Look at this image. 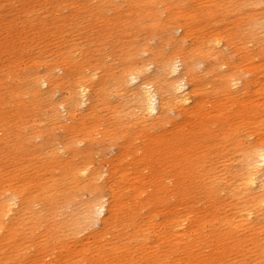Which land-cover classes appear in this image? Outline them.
<instances>
[{
	"label": "rangeland",
	"instance_id": "1",
	"mask_svg": "<svg viewBox=\"0 0 264 264\" xmlns=\"http://www.w3.org/2000/svg\"><path fill=\"white\" fill-rule=\"evenodd\" d=\"M169 1L178 2L180 10L191 5L196 15L192 35H181L178 24L182 20L178 13L170 15L160 10L157 20L168 25L164 34L167 38L161 37L159 31L145 27L148 21L143 14L135 20L133 15H128L124 10L130 4L124 0H23L21 8L18 3L0 7V36L5 37L4 45L13 44L10 50H0V197L23 203L26 208L24 211H19L17 206L13 208L11 214L18 217V222L10 227L7 217L0 219V259L4 264H95L98 252H101L102 264H119L123 258L127 264H198L196 259L203 260L204 264H264V257L256 260L252 255L249 229L240 231L239 238L244 241L236 249L238 240L228 235L220 236L215 244L209 222L195 224L201 216L209 219L212 215L205 210L207 199L198 181L190 175L186 184L181 185L176 178L175 149L186 147V142H177L180 136L174 129L184 120L183 115L172 112L171 121L161 125L153 123L154 126L143 123V127L141 123H134V118L115 119V113L127 115L125 112L133 108L128 101L131 87L122 86L121 82L124 51L136 50V57L144 60L149 51L162 49L170 53V40L180 36H184V47L202 46V54L195 55L193 61H201L197 72H202L203 78L210 81L213 72L206 73L207 67H216L220 62H238L239 54L226 44L229 38L243 35L242 46L249 56L239 63V72H242L239 83L245 88L237 92L240 100L236 101L249 97L248 107L264 105V49L260 50L264 42L258 47L256 40L244 38L246 35L239 31L242 26L239 14L253 9L249 0L243 2L242 10L241 2L236 0L234 3H230L232 0ZM3 4L4 0H0V6ZM116 6L121 9L120 13L115 11ZM207 7L215 9L210 21L206 16ZM233 30L237 31L233 33ZM217 41L221 46H213ZM209 42L215 48L207 45ZM218 47L224 51V57L216 56ZM86 76L92 77L87 81L90 86L94 83L87 96L100 87V93L113 105H107L103 99L95 103L93 100L89 110L88 103L73 104L72 110L66 113L59 103L73 99L76 103L75 93ZM39 77L49 78L51 84L36 88L33 80ZM100 78H104L102 86L96 85ZM218 102L225 105L226 115L214 117ZM204 106L210 117L209 133L198 138L208 158L221 126L235 121L231 115L237 106L210 88ZM261 114L255 117L264 126V111ZM195 119L189 117L179 129L187 133ZM238 132L239 148L224 143L226 155L212 162L215 175L226 181L224 189L231 188L227 183L232 182L229 172L237 169L238 149L245 144L264 143V127L246 124ZM160 142H168L165 151L158 145ZM79 167L84 173L78 176L77 183L72 181L71 174ZM89 173L97 175L99 198L111 200L110 216L104 214L110 223L103 225L94 221L91 226L89 222L91 227L79 225L72 234L71 215L93 198V191L84 183ZM232 199L220 192L209 202L215 203L225 219L230 212H223L225 208L221 209V205ZM190 209L193 216L189 229L181 238H174L167 228L168 219L174 213L184 215ZM153 213L157 216L152 219L149 215ZM260 219L264 224V215ZM151 225L162 232L157 234L151 230L149 247L143 248V228ZM7 227L12 236L10 241L5 238ZM194 229L198 230L191 235L187 233ZM94 231L100 234L91 235ZM261 237L264 241V232ZM124 245L128 246V253L123 252ZM42 246L47 247L44 253H40ZM173 248L177 250L172 251ZM248 248L252 249L250 254L246 253Z\"/></svg>",
	"mask_w": 264,
	"mask_h": 264
},
{
	"label": "bare ground",
	"instance_id": "2",
	"mask_svg": "<svg viewBox=\"0 0 264 264\" xmlns=\"http://www.w3.org/2000/svg\"><path fill=\"white\" fill-rule=\"evenodd\" d=\"M140 1H142L143 4H137ZM177 1L185 2L190 0ZM236 1H238V3L241 2L240 9L242 10L243 2L245 0ZM232 2L234 3V0H232L230 3ZM12 3H18V5H20V8L24 4L23 0H4V4L0 7L4 8V6L11 5ZM124 3L130 4L127 9L124 10L128 15H133L135 20L143 14V17L148 21L145 27L151 30L154 29L159 31L160 33H162L161 37H164L168 25H162L157 20V14L160 12V10H163L170 15H173V13L179 14L182 20L178 24V28L182 29L183 32V34L181 35H185V37H187L190 36L189 34H191L192 32L191 30L194 23L193 19L196 15H193V8L191 9V5L188 6L190 7L189 9H187V7L186 10H180L178 2L172 3L169 0H124ZM248 4H251L253 6V9H250V11H241V13L239 14L240 22H237L242 25L239 31L240 34L246 35L244 38L256 40V43L259 47L261 43L264 42V0H249ZM158 5L161 6L160 9ZM25 10L27 11V9ZM214 10L215 9H212L211 7H207L205 9L206 16L209 17V21L213 19V14H215ZM115 11L120 13L121 9L116 6ZM53 24L55 25L54 22ZM210 25L212 26V24ZM237 26L238 23H235V27ZM141 27H143V25H141ZM194 28L195 27H193V29ZM200 28L201 27H199V29ZM199 31H201V29ZM199 31L198 34L200 33ZM227 31L230 32L229 28L227 29ZM236 31L237 30H235L233 33H235ZM168 34L170 35V33ZM194 34L195 36H197L196 33ZM216 35L218 34L216 33ZM242 36L243 35H240L239 37H237V35L233 37L230 36L231 38L228 39L226 44L239 54L238 62L235 64L220 62L216 67H207L205 69L206 73L213 72V78L210 81H208V78L206 76L205 77L207 79L203 78L202 72H197L201 61H193V58L196 57L195 55L199 56L202 54V46L200 45L198 47V45L196 44V48L191 46L184 47L182 45L184 36H180L175 40H170V53H166L162 49L149 51L147 58H145L144 60L136 57L138 53L136 50L131 51L126 49L124 51L125 60H123L125 67L122 71L121 82L122 86L127 84L131 87L128 101L132 103L133 108L125 112V114L127 113V115H119V113H115V119L121 121L122 119L134 118V123H141L143 127V123L148 125L150 122L152 126H154L153 123L161 125L164 122L171 121L170 115L172 112L177 115H183L184 120L179 122L174 129L176 130V134L180 136L177 137V142L181 143L183 140L186 142V147H179L175 149L176 152L173 161L176 166V178L181 185L186 184V181H188L190 175L198 181L203 193L205 194V198L207 199V202L205 203V210L212 215L209 219L201 216L200 219L198 218L194 221L195 224L197 225L198 223L203 224L205 222H209L210 227L213 228L211 237L212 240L215 241V244L220 241V236L228 235L231 236L232 239L238 240L235 244L236 249H238L241 245L240 241H244V239L239 238V236L242 234L240 231L249 229L251 234L250 239L252 240L250 243L253 244L252 255L255 256L256 260H258L259 258L264 257V241H262L261 237L262 233L264 232V224L260 219V216L264 215V209L262 207V205H264V143L259 146L245 144L241 147V149H238L240 150V156L237 158V169L229 172V175L232 178V182L227 183V187H231L229 189H224L223 184L226 183V181H222L219 176L215 175L214 166L212 163L217 157H224L226 155L227 151H225V148L223 146L224 143L227 142L233 146L236 145L239 148V146L241 145V139L239 137L238 128L241 129L246 124H252L254 127L259 129H262L264 127L262 121L259 118L255 117V115H262L261 112L264 111V105H252L248 107L250 99L249 97L242 101H236L240 100L239 98H237V92L245 88L243 84L239 83L241 77L240 75L242 73L239 72V70L241 69L240 65L244 57L249 56L247 52L248 50L245 51L246 49L242 46ZM4 38V36H0V50L12 49V43L9 46L3 44ZM211 38L213 37L211 36ZM201 42L203 41L201 40ZM212 44L213 43L207 45L212 46ZM214 44L213 46H221L220 41H217V44L216 42H214ZM207 48L209 47H206V49ZM263 49L264 48H260L261 51ZM218 51L219 52L215 54H217V57H221L223 55L222 52L224 51H222L221 47H218ZM206 52V54L208 55L211 53L208 52V50ZM192 54H194V56ZM179 69L182 70L180 71ZM91 79V76H86V83L81 82L78 85L77 92L75 93V97L77 99L76 103L74 99L64 104L59 103V105H61L66 113H68L69 110H72L73 104L75 106L79 104L80 106L86 105L88 103L90 105L86 106V109L89 110L92 107L93 100L95 103L99 99H103L104 102L107 103V105H113L105 95L100 93V87V89L97 88L95 92L90 95V97L87 96V92L90 91L92 85L94 84L93 83L90 86V84L87 83V81ZM100 79L101 80L96 83V85L98 86H102L104 82V78ZM33 82L36 83V88L49 86L51 84L49 78L47 77H39L38 79L33 80ZM208 88H210L213 93L219 95L220 97H224V99L230 100L237 106V108L234 115H231V118H233V120L235 121H231L230 117L227 115L228 119L231 122H229L225 126H221L220 131L217 134V142L212 146L210 156L207 158L205 157L204 147L201 145L198 136L209 133L207 121L210 119V117L207 116L208 113L206 112V108L204 106ZM214 110L217 111V113L213 115L214 117L216 115H226L225 105L221 102H218L214 106ZM189 117H191L192 119L196 118L195 121L197 122L194 121L193 127L189 128L187 133H184L183 130L179 129V127L181 125H186V121ZM148 128H151V126H149ZM167 143L160 142L158 143V145L160 147L163 146V151H165L168 147ZM194 150H196V152L193 156ZM222 159L225 160V158ZM205 163H208V165ZM80 171V167L73 169V172L71 174L72 181L79 183L77 181L78 176L84 173V169H82L81 173ZM227 172L228 170L225 169V173ZM96 176V173H89V176L85 177L84 179L85 185L89 186H86V188L93 191L94 194L93 198L86 201L79 211L71 215L69 220L71 221L70 227L72 234L77 232L79 225L83 228L87 226L89 222H101L103 225L110 223V218H107V216H104V214L110 216V213L112 211L111 200L109 201L105 198H99V186L97 185L98 179L96 178ZM220 192H224V194L228 195L229 197H233L232 200H235H230L221 205V209L222 207L225 208L223 212H230V214L226 215L225 219H223V217L220 215L221 211L219 213L218 208L215 206V203L209 202L211 198L213 199L216 195L219 196ZM225 199L226 198H224V201ZM15 206L18 207L19 211H24L26 209L23 203L15 202L11 198L0 197V219L7 217L9 227L18 222V217L15 218L11 214ZM175 214L176 213H174L173 216L168 219L169 227H166L172 231L171 233L173 237L177 239L185 235L187 228L189 229L190 220L193 216V210H188L186 213H184V215ZM149 216L153 219V217L157 216V214L153 213ZM92 225L93 223L91 224V226ZM152 225L156 226L154 224ZM152 225L148 227L150 230L147 232L146 230L148 228H143V235L145 236V239L143 236V248L144 245H148L151 242L149 232L151 230L156 231L155 228L152 227ZM244 225L247 226L241 229V226ZM9 227L6 228L5 233V238L8 241H10L12 238ZM163 227L165 230H167L165 226ZM162 228L160 227V229ZM214 229L218 231H225V233H217L214 231ZM195 230L198 229H194L193 231L187 233L191 235ZM161 232V230H158L157 234ZM90 233L91 235L100 234V232L98 231ZM145 234H148L147 237ZM152 235L154 236V234ZM61 240L62 238H59V241ZM141 246L142 244H140V247ZM15 247L17 248L18 246ZM146 247H149V245ZM46 249L47 247L45 248L42 246L40 253H44ZM250 249L251 248H248V250H246V253L250 254L252 252V249L251 252ZM122 250L124 253H128L129 248L127 245H124ZM173 250L175 251L177 249L173 248L172 251ZM100 253L101 252H98L97 254L98 256L95 260V264L103 263L102 257L99 256ZM192 260L193 259L191 256V258H189V261L192 262ZM196 260L198 261V264H204L203 260ZM118 263L127 264L125 258L119 260ZM0 264H4V261L2 259H0ZM73 264H76V262H74ZM235 264H242V262H236Z\"/></svg>",
	"mask_w": 264,
	"mask_h": 264
}]
</instances>
